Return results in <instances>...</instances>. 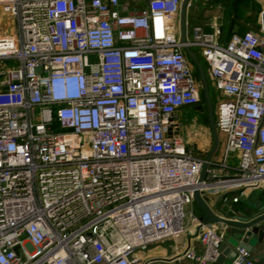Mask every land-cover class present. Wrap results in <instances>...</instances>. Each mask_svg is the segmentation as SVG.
Masks as SVG:
<instances>
[{"label": "built area", "instance_id": "obj_1", "mask_svg": "<svg viewBox=\"0 0 264 264\" xmlns=\"http://www.w3.org/2000/svg\"><path fill=\"white\" fill-rule=\"evenodd\" d=\"M183 1L0 0V264H148L189 219L204 252L183 257L218 261L225 232L186 213L209 190L179 124L201 102L185 46L223 97L212 187L264 190V12L260 32L225 44L197 25L183 43ZM234 264L255 263L238 248Z\"/></svg>", "mask_w": 264, "mask_h": 264}, {"label": "crops", "instance_id": "obj_2", "mask_svg": "<svg viewBox=\"0 0 264 264\" xmlns=\"http://www.w3.org/2000/svg\"><path fill=\"white\" fill-rule=\"evenodd\" d=\"M240 6L241 9L239 8ZM190 11H194V14L197 15L198 25L202 26L205 31L212 32L213 26H218L222 30L221 41L226 44L235 34L242 35L250 30L260 32L261 16L264 12V0H192ZM179 124L182 125L180 118ZM183 137L188 144V139L185 138L184 134V127ZM189 142L193 144V140L191 138H189ZM188 146L192 148L189 144ZM195 149L199 152V146ZM195 155L205 159L207 156V154L200 153ZM219 155L224 157V154ZM216 158L217 157H213V162L219 163L222 162L225 157L223 160H217ZM221 178L226 177L221 176ZM211 192V195L206 196V200L212 207L218 197L226 195V200H230L234 195L231 191L226 189L223 190V188H213ZM247 193H249V191H247ZM258 202L261 204V207H264V194L260 195ZM221 203L223 204L219 207L222 208L226 202L223 200L220 204ZM236 205L239 206L240 204ZM219 207L218 209H213L219 213V210L221 209H219ZM190 209L192 211L189 214L194 213L200 218L201 214L195 203L191 205ZM188 227L189 228L186 233L180 235L179 237L167 239L151 245L146 251L141 252L139 257H141L142 260L148 264H195L194 262L184 258L183 254L188 250H194L198 254H202L204 252V248L196 230V223L189 219ZM217 228L219 231L225 232L223 244H227L232 247L231 256H234V252H236L239 247L236 241L230 239L231 228L223 225H217ZM260 237V235H257L249 241V244L251 245L249 253L255 264H264V234L263 237ZM212 264L218 263L215 262ZM224 264H234V260H229L227 258Z\"/></svg>", "mask_w": 264, "mask_h": 264}, {"label": "water", "instance_id": "obj_3", "mask_svg": "<svg viewBox=\"0 0 264 264\" xmlns=\"http://www.w3.org/2000/svg\"><path fill=\"white\" fill-rule=\"evenodd\" d=\"M191 1L192 0H184L181 9L180 26L183 43L187 42V12L191 5ZM185 51L198 71L203 98L208 110V124L213 139V146L206 156L199 182L207 183V189L211 190L213 188L211 184L219 179L217 177H207L210 163L213 161V157L219 148V134L216 128L214 107L211 101L210 86L202 62L191 47L185 46ZM199 111L201 113L204 112L203 108H199ZM247 191H249V193H247ZM244 192H246V194L243 195H239L237 192L234 193L230 200H226V195H222L217 198L213 207L206 200V196L208 195L202 194L200 189L195 190L193 198L201 214L200 220L204 225L215 224L230 227V239L236 241L239 248L250 251V239L255 238L257 235L263 237L264 234V207H261V204L258 202L260 195L264 194V190L249 186L244 189ZM235 199H238L237 203L234 202ZM223 200H225L226 203L221 208L219 206H222L223 203L220 204V202ZM236 204L240 205L237 206ZM218 207L219 209L221 208L219 213L213 209H218ZM221 251L222 254L217 261L218 264H224L227 258L229 260H234L236 252H234V256H231V246L222 244Z\"/></svg>", "mask_w": 264, "mask_h": 264}, {"label": "rangeland", "instance_id": "obj_4", "mask_svg": "<svg viewBox=\"0 0 264 264\" xmlns=\"http://www.w3.org/2000/svg\"><path fill=\"white\" fill-rule=\"evenodd\" d=\"M190 7L187 12V35L188 37L192 36V30L195 26L198 25V18L197 15L194 14V11L191 13ZM178 20V19H177ZM177 27L180 24V20L177 21ZM193 52L196 54V56L205 64L206 73L208 75V78L210 79V95H211V101L214 107V113H215V122L217 121V110L220 101L223 99L221 92L216 90L214 87L213 81L209 75L208 67L206 66L205 59L202 57L200 50L196 47L192 48ZM9 65H15L13 62H10ZM178 115L180 117V122L182 123L184 127V134L185 138L188 140V144L194 148L195 154H208L213 146V139L211 132L209 131V127L206 124L205 117L200 112H192L190 107L183 108L179 110ZM219 134V148L217 152L215 153L214 157H217V160H223L225 157V148H226V138L225 136L217 129ZM210 132V133H209ZM189 138L193 140V144L189 142ZM199 146V152L196 151L195 148H198ZM219 154H224V157H221ZM228 164L231 168H236L239 165V155L237 153H230L228 156ZM204 195H211V191H207L203 193ZM232 196V195H230ZM232 198V197H231ZM191 206H187L186 213L187 215L192 211Z\"/></svg>", "mask_w": 264, "mask_h": 264}, {"label": "trees", "instance_id": "obj_5", "mask_svg": "<svg viewBox=\"0 0 264 264\" xmlns=\"http://www.w3.org/2000/svg\"><path fill=\"white\" fill-rule=\"evenodd\" d=\"M240 9H241V6L239 7ZM200 60V59H199ZM201 61V60H200ZM202 62V61H201ZM202 64H203V66H204V69H205V72H206V69L207 68H205V64L202 62ZM207 66V65H206ZM194 72H195V76H196V78H197V80L200 82V80H199V74H198V71H197V69L195 68L194 69ZM206 77H207V81H208V83H209V86H211L210 85V79L208 78V75H207V73H206ZM201 102H203V104H204V106H203V108H204V114H202L204 117H205V120H206V124H207V126H209V124H208V114H207V106H206V102H205V100H204V98H203V94H202V89H201Z\"/></svg>", "mask_w": 264, "mask_h": 264}, {"label": "flooded vegetation", "instance_id": "obj_6", "mask_svg": "<svg viewBox=\"0 0 264 264\" xmlns=\"http://www.w3.org/2000/svg\"><path fill=\"white\" fill-rule=\"evenodd\" d=\"M191 63H192V62H191ZM192 66H193V69H195V66L193 65V63H192ZM203 106H204L203 102H200V104H198L197 106L192 107V108H190V109H191L192 112H200V111H199V108H203ZM203 110H204V108H203ZM202 114H204V113H202ZM207 114H208V110H207ZM208 127H209V126H208Z\"/></svg>", "mask_w": 264, "mask_h": 264}]
</instances>
